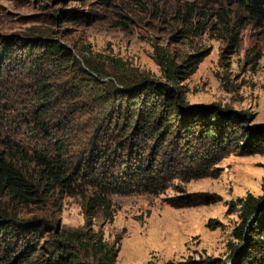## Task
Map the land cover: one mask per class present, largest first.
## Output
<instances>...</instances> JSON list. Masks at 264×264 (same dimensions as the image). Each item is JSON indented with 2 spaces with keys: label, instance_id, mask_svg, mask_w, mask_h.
<instances>
[{
  "label": "trees",
  "instance_id": "1",
  "mask_svg": "<svg viewBox=\"0 0 264 264\" xmlns=\"http://www.w3.org/2000/svg\"><path fill=\"white\" fill-rule=\"evenodd\" d=\"M222 1L235 11L200 13L196 29L204 33L214 19L237 46L235 28L242 15L264 24V0ZM190 34L194 33L181 37ZM32 36L0 42V81L7 78L22 96L18 122L5 124L0 141V264H116L115 250L91 229L98 213L110 218L112 196L157 195L174 180L207 177L213 163L230 151L264 155V124L250 125L248 115L215 106L185 104L181 84L194 74L206 52L178 61L157 49L159 83L120 69L117 63L111 62L105 72L91 57L84 62L87 73L68 48ZM106 78L111 82L100 83ZM56 194L83 200L82 230L58 232L46 220L18 218L22 209L47 206ZM194 197L171 204L181 207ZM199 197L205 204L211 202L204 201L205 195ZM240 219L228 260L264 264V196L247 195L241 201ZM43 235L55 240L37 249ZM165 264L227 261L206 257Z\"/></svg>",
  "mask_w": 264,
  "mask_h": 264
},
{
  "label": "rangeland",
  "instance_id": "2",
  "mask_svg": "<svg viewBox=\"0 0 264 264\" xmlns=\"http://www.w3.org/2000/svg\"><path fill=\"white\" fill-rule=\"evenodd\" d=\"M218 8L227 10L226 14L236 9L222 0H0V42L44 36L68 48L87 73L84 62L92 61L91 57L105 72L110 71L106 68L111 62L117 63L120 69L159 83L163 82L154 57L157 49L178 61L206 52L194 74L181 84L185 104L215 106L248 115L250 125L264 124V24L251 22L246 15L236 22L231 15L232 23L240 25L235 28L238 44L233 46L214 19L204 33L195 28L200 13L209 15ZM191 13L196 15L188 20ZM183 33L194 34L182 38ZM108 82L109 78L100 80ZM112 84L120 89L115 81ZM16 91L7 78L5 83L0 81V141L5 124L18 122L22 96ZM106 93L102 92L104 97ZM3 107L13 110L6 112ZM208 173L189 182L174 180L157 195L112 196L110 218L98 213L91 229L115 250L116 264H165L206 257L226 259L229 264L232 232L241 221V201L249 194L264 196V155L239 156L230 151ZM190 195L195 197L186 205L171 204L182 197L184 202ZM200 195L211 202L205 204ZM57 196L47 206L22 209L18 218L46 220L58 232L82 230L86 224L83 200ZM54 240L43 235L37 249Z\"/></svg>",
  "mask_w": 264,
  "mask_h": 264
},
{
  "label": "water",
  "instance_id": "3",
  "mask_svg": "<svg viewBox=\"0 0 264 264\" xmlns=\"http://www.w3.org/2000/svg\"><path fill=\"white\" fill-rule=\"evenodd\" d=\"M250 222H252V221H250ZM233 262H234V259H233V260H231V261L229 262V264H233Z\"/></svg>",
  "mask_w": 264,
  "mask_h": 264
}]
</instances>
